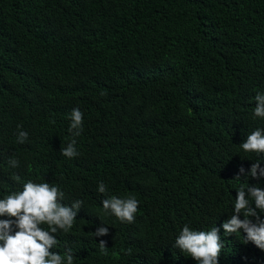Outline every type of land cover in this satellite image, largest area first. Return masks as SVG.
<instances>
[{"label":"trees","instance_id":"trees-1","mask_svg":"<svg viewBox=\"0 0 264 264\" xmlns=\"http://www.w3.org/2000/svg\"><path fill=\"white\" fill-rule=\"evenodd\" d=\"M257 92L264 0H0V198L22 190L18 175L59 185L69 207L82 200L50 249L72 248L73 264H197L174 246L185 224L220 229L218 264H264L242 229L221 227L237 190H264L248 175L264 154L239 147L264 129ZM74 108L83 132L69 159L60 150ZM129 195L134 222L104 214L103 199ZM97 227L109 234L91 238Z\"/></svg>","mask_w":264,"mask_h":264},{"label":"clouds","instance_id":"clouds-1","mask_svg":"<svg viewBox=\"0 0 264 264\" xmlns=\"http://www.w3.org/2000/svg\"><path fill=\"white\" fill-rule=\"evenodd\" d=\"M255 107L253 116L264 118V92H257L254 97ZM70 141L62 148L61 155L72 159L79 155L77 151V137L83 132V113L74 108L69 115ZM16 142L24 144L28 140V133L21 125L17 126ZM244 152L264 154V129H256L247 136L245 142L239 145ZM10 168H18L20 161L11 157L8 160ZM245 172L239 169V176ZM254 179L264 178V168L260 161L252 164L248 173ZM17 182L22 183V190L11 192L0 198V264H73L75 254L72 248H67L63 256L50 251L57 244L55 233L62 230L67 233L73 227L82 200H75L70 207L63 203L64 191L57 184L34 182L29 179L21 181L17 175ZM100 194H107L108 187L102 181L97 186ZM105 215H114L121 223H132L138 210L139 201L134 196L124 198L110 196L101 201ZM254 204V207H253ZM264 212V190L258 186L241 188L236 191L233 214L221 227L225 234H236L242 229L245 243L251 242L258 249L264 251V219L258 213ZM243 215L244 219L239 217ZM249 217L254 218L249 219ZM42 225H48L45 229ZM220 229L212 227L208 231L193 230L185 224L175 239V247L187 253L197 264H218V257L223 248L219 235ZM107 227H97L95 232L88 235L91 238L108 235ZM106 241L101 240L99 249L105 255L108 248Z\"/></svg>","mask_w":264,"mask_h":264}]
</instances>
